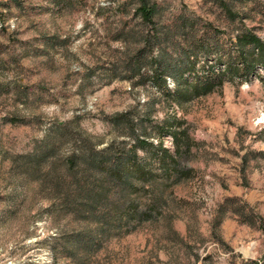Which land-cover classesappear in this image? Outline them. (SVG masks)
<instances>
[{
	"label": "rangeland",
	"instance_id": "rangeland-1",
	"mask_svg": "<svg viewBox=\"0 0 264 264\" xmlns=\"http://www.w3.org/2000/svg\"><path fill=\"white\" fill-rule=\"evenodd\" d=\"M120 1L0 0V264H70L61 248H52L85 225L67 213L79 169L68 168L73 154L131 145L132 127V135L158 145L156 128L169 116L186 121L200 143L189 161L192 178L170 187L153 183L140 195L141 207L163 198V214L105 242L90 264L263 261L264 67L244 81L227 80L220 91L172 104L119 68L127 43L118 33L125 22L137 24L132 16L121 23L111 8ZM155 1L167 19L184 15L203 30L224 32L223 39L243 26L264 39V0H228L239 15L234 21L217 0ZM167 86L174 91L176 83L168 78ZM162 143L174 150L171 136ZM233 198L261 221L241 223L228 212L215 230L219 205Z\"/></svg>",
	"mask_w": 264,
	"mask_h": 264
},
{
	"label": "trees",
	"instance_id": "trees-1",
	"mask_svg": "<svg viewBox=\"0 0 264 264\" xmlns=\"http://www.w3.org/2000/svg\"><path fill=\"white\" fill-rule=\"evenodd\" d=\"M217 2L230 20L239 17L233 11L234 3ZM111 8L121 16V23L131 16L137 22L133 27L125 22L118 33L119 40L127 43V56L119 60V68L130 72L129 79L138 78L137 86L151 83L172 104L182 105L220 91L227 80L244 81L264 67V39L248 27L223 39L224 32L211 26L204 31L199 22L186 20L184 15L167 19L162 5L155 0H121ZM168 78L176 83L174 91L168 89ZM131 130L132 135L135 128ZM156 131L161 140L158 145L147 137L129 135L131 145L108 144L73 154L68 168L77 165L79 169L74 175L75 201L67 213L82 218L85 225L53 247V252L61 248L70 264H90L91 256L105 242L129 234L163 214V198L155 197L142 208L140 195L150 193L152 184L158 181L170 187L191 179L189 161L200 143L191 136L186 121L176 116H169ZM163 136L172 137L173 151L163 145ZM228 212L239 216L241 223L261 221L246 202L227 199L218 207L215 230ZM261 262L253 264H264V260Z\"/></svg>",
	"mask_w": 264,
	"mask_h": 264
}]
</instances>
